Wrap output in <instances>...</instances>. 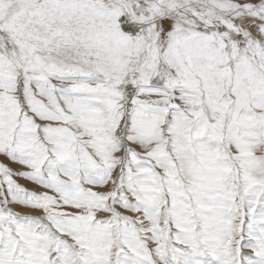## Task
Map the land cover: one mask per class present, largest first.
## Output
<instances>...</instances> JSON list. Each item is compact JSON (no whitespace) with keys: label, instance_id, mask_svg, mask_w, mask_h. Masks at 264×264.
<instances>
[{"label":"snow or ice","instance_id":"snow-or-ice-1","mask_svg":"<svg viewBox=\"0 0 264 264\" xmlns=\"http://www.w3.org/2000/svg\"><path fill=\"white\" fill-rule=\"evenodd\" d=\"M0 264H264V0H0Z\"/></svg>","mask_w":264,"mask_h":264},{"label":"rangeland","instance_id":"rangeland-1","mask_svg":"<svg viewBox=\"0 0 264 264\" xmlns=\"http://www.w3.org/2000/svg\"><path fill=\"white\" fill-rule=\"evenodd\" d=\"M21 183H24V184H26L27 185V182L26 181H20ZM30 186V185H29Z\"/></svg>","mask_w":264,"mask_h":264}]
</instances>
